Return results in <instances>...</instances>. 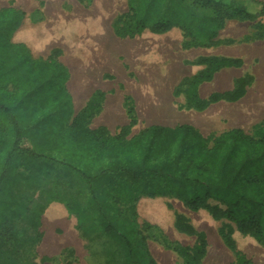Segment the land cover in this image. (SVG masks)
Listing matches in <instances>:
<instances>
[{
	"label": "rangeland",
	"instance_id": "374dc122",
	"mask_svg": "<svg viewBox=\"0 0 264 264\" xmlns=\"http://www.w3.org/2000/svg\"><path fill=\"white\" fill-rule=\"evenodd\" d=\"M244 1L253 12L259 11L264 4V0ZM58 2L60 4L56 5ZM38 5L32 1L26 4L28 10ZM43 6L41 3L37 18L47 25V31L40 38H49L55 43L50 46L52 53L47 58L35 57L34 60L38 63L56 61L67 68L66 88L72 97L73 115L66 123L49 125L24 140L22 146L25 148L39 146L49 151H75L83 160L95 157L98 152L95 144L89 139L80 141L72 126L76 118L83 128L99 136L107 139L124 136L125 140L153 125L175 128L188 124L199 130L212 145L230 126L219 122L215 129L204 130L198 122L200 117L222 106L224 101L235 108L239 105L241 111L251 100L264 97V78L256 87L257 77L264 74V16L247 21H227L217 38L210 42L200 37L196 30L189 33L180 26L165 34H154L148 29L137 34L134 30L137 4L132 10L129 0H58L54 2L52 15L54 18H59V13L64 16L59 28L56 24L48 26ZM84 20L100 29L101 33L95 32L100 39L107 40L105 49L108 43L115 45L116 49L123 48L113 52L108 73L104 68L100 70L94 61V50L88 40L93 33H83ZM66 40L70 41L69 44ZM79 55L89 63L81 70L85 78L97 71L96 83L85 96H80L70 86ZM174 62H178L182 73L172 81L170 102L177 114L185 115V119L161 122L147 106L151 101L149 94L154 89L158 70ZM223 76L229 80L228 84L234 83L235 89L231 93L224 94L213 88ZM3 86L10 96L20 88V84L11 80ZM90 104L93 107L86 111ZM190 113L197 118L190 117ZM254 118L249 123H240L249 136L262 138L264 114ZM90 138L93 140V136ZM4 141L0 139V149ZM109 153L105 150L100 154ZM105 194L119 219L136 223L147 238L150 255L158 264H237L241 257L254 264H264V235L258 240L251 234L240 232L235 223L220 216L214 218L207 210L190 211L173 197H140L134 203H127L114 194L110 196L108 191ZM86 196L78 177L65 167L45 159L19 155L0 193V238L1 235L3 239L12 237L3 243L31 242L36 228L41 225L32 241L36 248L31 261L36 264H123L124 254L111 239L100 233L88 238L79 229L77 209L83 205ZM90 224L89 221L87 227ZM9 246L13 251L2 253V258L8 260L10 255L17 256L15 261L10 259V264H31L23 260L27 253H23L20 246L11 243ZM27 246L30 248V244ZM23 249L28 252L25 247Z\"/></svg>",
	"mask_w": 264,
	"mask_h": 264
},
{
	"label": "trees",
	"instance_id": "16d2710c",
	"mask_svg": "<svg viewBox=\"0 0 264 264\" xmlns=\"http://www.w3.org/2000/svg\"><path fill=\"white\" fill-rule=\"evenodd\" d=\"M129 1L132 10L137 4V34L146 29L165 34L180 26L189 33L196 30L211 42L227 21L264 16V4L253 12L244 0ZM24 16L15 10L0 12V139L5 140L0 149V193L19 155L65 167L78 177L87 194L77 209L79 229L88 238L100 233L111 239L124 254L123 264L158 263L136 223L117 217L107 191L127 203L140 197H173L192 212L207 210L214 218L235 223L240 232L263 238L264 137L256 139L244 130L232 129L209 145L199 130L185 124L175 128L153 125L130 140L124 136L107 139L83 128L76 118L72 126L79 140L89 139L98 152L109 154L97 152L83 160L75 151L23 147L22 142L36 132L62 125L73 115L67 68L56 61L38 63L29 49L11 42ZM10 80L20 84L13 96L3 86ZM8 238L1 235V245L22 247L19 242L3 243L12 237ZM237 264L254 263L241 257Z\"/></svg>",
	"mask_w": 264,
	"mask_h": 264
},
{
	"label": "bare ground",
	"instance_id": "6f19581e",
	"mask_svg": "<svg viewBox=\"0 0 264 264\" xmlns=\"http://www.w3.org/2000/svg\"><path fill=\"white\" fill-rule=\"evenodd\" d=\"M100 2V1H99ZM98 2V3H99ZM101 4V3H100ZM104 5V4H103ZM101 6V5H100ZM79 7V5H78ZM105 7V6H104ZM107 7V5H106ZM83 8V7H82ZM94 8V7H93ZM103 9V7H101ZM109 8V7H107ZM95 9V8H94ZM110 9V8H109ZM115 9V8H114ZM113 9V10H114ZM87 10V9H86ZM65 11V10H64ZM72 11V10H71ZM79 11V10H78ZM70 12V11H69ZM74 12V11H73ZM85 12V11H84ZM88 12V11H87ZM92 12V11H91ZM95 12V11H94ZM93 12V13H94ZM113 12V11H112ZM96 13V12H95ZM77 14V13H76ZM91 14V13H90ZM87 14V15H90ZM115 14V13H114ZM75 15V14H74ZM93 15V14H92ZM101 15V14H100ZM111 15V14H110ZM109 15V16H110ZM67 16V15H66ZM64 17V16H63ZM72 17V16H71ZM88 17V16H87ZM92 17V16H91ZM98 17V16H97ZM104 17V16H103ZM106 17V16H105ZM104 17V18H105ZM111 17V16H110ZM78 18V15L76 16ZM83 18V17H82ZM85 18V17H84ZM90 18V17H89ZM100 18V17H99ZM63 19V18H62ZM95 20V19H94ZM104 20V19H102ZM105 21V20H104ZM103 21V23H104ZM97 22V21H96ZM107 23V22H106ZM107 25V24H106ZM83 33L88 34V33H93V38L92 35L88 38L89 44L92 45V49L94 50L93 58L96 63H98V68L100 70H106V73H108L109 68L112 66V54L115 51H122V49L117 48L115 45H112V43H108L107 47L105 49V42L107 41L106 39H100V35L96 32H100V29L96 27L94 23L91 24L88 21L84 20L83 21ZM111 29V28H109ZM96 31V32H95ZM111 32V31H109ZM31 34V31L30 33ZM43 35V34H42ZM108 35V34H107ZM22 36V35H21ZM33 36V35H32ZM38 36V35H37ZM36 37V36H35ZM34 37V38H35ZM41 37V36H40ZM117 37V36H116ZM39 38V37H38ZM26 39V38H24ZM29 40V39H28ZM121 41V40H120ZM63 42V40H62ZM69 40H66V43L69 44ZM123 42V41H122ZM118 43V42H117ZM48 45V43H47ZM119 46V45H118ZM123 46V45H122ZM120 47V46H119ZM127 47V46H125ZM40 48V47H39ZM128 48V47H127ZM136 48V47H135ZM134 48V49H135ZM116 49V50H115ZM126 49V48H125ZM124 49V50H125ZM133 49V50H134ZM128 50V49H127ZM142 50V49H141ZM140 50V51H141ZM142 52V51H141ZM118 53V52H117ZM123 53V52H122ZM126 53V52H124ZM139 53V52H138ZM176 53V52H175ZM134 54V53H133ZM142 54V53H141ZM65 55V54H64ZM125 57H128V54H124ZM173 55V54H172ZM135 56V55H134ZM142 56V55H141ZM144 57V56H143ZM79 60L75 64V70H74V76L71 81V87L73 90L79 94L80 96H85V94H88L89 90L91 87L96 83V73L97 71L94 72V74L88 76L87 78L84 77L82 74V68L86 67L89 63L87 59L84 60L82 55H79ZM115 58V57H114ZM142 58V57H141ZM139 59V58H138ZM146 59V58H145ZM214 59V58H213ZM212 59V60H213ZM83 60V61H82ZM142 60V59H141ZM93 61V60H92ZM129 63V62H128ZM138 63V62H137ZM254 63V62H253ZM120 64V63H119ZM130 64V63H129ZM255 65V64H254ZM253 65V66H254ZM115 66V65H114ZM251 66V65H250ZM117 67V66H116ZM119 67V66H118ZM252 67V66H251ZM97 68V70H98ZM254 68V67H253ZM116 69V68H115ZM123 69V68H122ZM129 69V68H128ZM157 69V68H156ZM159 69V68H158ZM139 70V69H138ZM158 75L154 83V89H151L152 92H150L149 96L151 95V101L148 103L149 109L154 113L155 118L158 119L161 122H168L171 120H174L176 118H181L185 119V115H178L177 111L174 109V107L171 105L172 103L170 102V95L172 94L171 89H172V81L173 79L180 75L182 73V70L180 69L178 62H174L172 64H167L163 65L159 70H158ZM244 71V70H243ZM125 72V71H124ZM136 73V72H135ZM238 73V72H237ZM125 74V73H124ZM232 74V73H231ZM230 74V75H231ZM260 76L261 74L258 73ZM148 75V74H147ZM233 75V74H232ZM263 76L257 77V85L256 87L262 83V79L264 78ZM127 76V75H126ZM143 76V75H142ZM150 76V75H149ZM226 76V75H225ZM223 76L219 78L213 85V88L216 89H221L222 87H225V84L227 83V78ZM258 76V75H257ZM106 77V76H105ZM233 77V76H232ZM237 77V76H236ZM143 78V77H142ZM107 79V78H106ZM133 79V78H132ZM149 79V78H147ZM112 80V79H111ZM140 80V79H139ZM154 80V79H153ZM120 81V80H119ZM133 81V80H132ZM141 81V80H140ZM187 81V79H186ZM185 81V82H186ZM194 81V80H193ZM181 82V81H180ZM111 83V82H110ZM132 83V82H131ZM139 83V82H138ZM109 84V83H107ZM136 85V84H135ZM140 85V84H139ZM260 86V85H259ZM142 87V86H141ZM229 87V86H227ZM222 88V90H223ZM251 88V87H250ZM259 88V87H258ZM264 88V87H263ZM146 89V88H145ZM257 89V88H256ZM248 90V89H247ZM260 90V89H259ZM91 92V91H90ZM147 93V92H146ZM260 93V92H259ZM173 96V95H172ZM174 97V96H173ZM250 97V96H249ZM255 97V96H254ZM251 98V97H250ZM226 100V99H225ZM247 100V99H246ZM250 101V100H249ZM244 102V101H243ZM109 106V105H108ZM239 106V105H238ZM113 109V108H112ZM239 109V108H238ZM139 110V109H138ZM141 111V110H139ZM116 112V111H115ZM202 112V111H201ZM112 113V112H111ZM226 113H229L230 120H233V122H243L245 121L246 123L250 122L251 120L255 119L254 117L259 116L264 114V97H259L258 99L255 98L251 100V102L243 107L241 111H238L237 108H233L227 112L225 107L223 106H218L215 109H212L210 112L204 114L200 119H198V122L200 126L204 130H213L215 127H217V124L219 122H226ZM118 115V114H117ZM190 117L194 119L195 115L190 113ZM197 118V117H195ZM115 119V118H114ZM117 122V119H115ZM119 120V119H118ZM120 121V120H119ZM114 122V121H113ZM232 122V123H233ZM228 123V122H227ZM229 124V123H228Z\"/></svg>",
	"mask_w": 264,
	"mask_h": 264
},
{
	"label": "crops",
	"instance_id": "0c3cea01",
	"mask_svg": "<svg viewBox=\"0 0 264 264\" xmlns=\"http://www.w3.org/2000/svg\"><path fill=\"white\" fill-rule=\"evenodd\" d=\"M31 1L37 2V4H39L38 6H36L33 9H27L28 6H26L27 3H31ZM58 0H0V12L3 11H9V10H15V11H20L23 12L25 14L20 27L15 31V33L12 36L11 42L15 45H19V46H24L27 49L30 50L33 58H38V59H42L43 58H47L51 53H52V44L55 43L54 41L50 40L49 38H45L43 40H41L40 36H42V34L44 35L45 32L47 31V25L44 26V23L39 21V19L37 18V13L40 10V5L41 3L44 5V12L46 13V22L48 23V26H53V24H56V27H61L62 24V17L63 15L61 13H59V18H54L52 15V10L54 8V2H57ZM13 4H17L18 6H15ZM60 4L59 2L56 3V5ZM21 6L24 8L23 10H21ZM52 18L54 19L53 21H56V23H52ZM52 21V22H51ZM31 31V34H29ZM22 35V36H21ZM33 35V36H32ZM38 35V36H37ZM36 36V37H35ZM35 37V38H34ZM39 37V38H38ZM26 38V39H24ZM29 39V40H28ZM48 43V45H47ZM40 47V48H39ZM233 80V79H231ZM229 80L227 81V83L225 84V87L220 89L222 93L224 94H228L231 93L232 91H234V83L233 84H228ZM233 82V81H232ZM229 86V87H227ZM219 90V89H218ZM222 106L225 107V109L227 110V112L233 108H235V105H230L229 102H222ZM243 106V105H242ZM238 105H236L237 110L238 109ZM229 115V113H226V118L227 121L226 122H222V124L224 126H230V128L227 129V131L232 130V129H241V130H245V128L242 126V123L239 122H233V120H230V117L227 116ZM229 124H228V123ZM233 122V123H232ZM41 225H39L36 228V232L34 235V239L37 237V229L40 230ZM28 238V237H27ZM29 239V238H28ZM32 239V241L34 240ZM29 242L28 240L26 241V243H21L22 247L28 251L25 252L24 249L22 247H20V250L23 251V253H27L26 256L24 257L23 260L25 261H29L31 262V264H36L35 262L31 261V254L33 252V250H35V248L33 247V242ZM29 242V243H28ZM30 244V248H27V245ZM32 245V246H31ZM12 246H14L12 244ZM4 247H7L8 249L5 250ZM11 249V250H10ZM12 247L9 246L8 244H4L1 245L0 244V261L3 262V264H10V259L11 260H15L16 257H13L12 255H10V257L7 259L2 258L1 254L2 253H6V252H12ZM7 257V255H6ZM30 264V263H29Z\"/></svg>",
	"mask_w": 264,
	"mask_h": 264
}]
</instances>
